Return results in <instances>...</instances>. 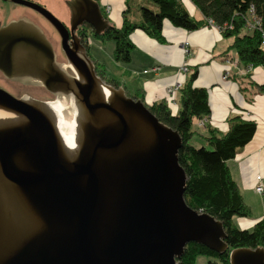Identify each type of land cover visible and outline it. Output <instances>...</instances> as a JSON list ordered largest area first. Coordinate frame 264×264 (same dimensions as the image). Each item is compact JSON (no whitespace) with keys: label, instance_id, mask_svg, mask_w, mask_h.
Masks as SVG:
<instances>
[{"label":"water","instance_id":"water-1","mask_svg":"<svg viewBox=\"0 0 264 264\" xmlns=\"http://www.w3.org/2000/svg\"><path fill=\"white\" fill-rule=\"evenodd\" d=\"M10 1L37 11L51 24L73 74L55 61L41 29L27 19L0 28V71L39 85L69 105L80 101L88 114L98 113L100 125L78 126L76 156L66 167L53 126L26 102L33 99H15L0 89V105L27 120L25 128L0 132V174L29 192L59 227L58 234L65 233V240H59L48 227L40 247L29 248L30 254L8 264H177L191 242L222 254L227 245L221 222L191 209L184 200L186 176L177 160L178 133L160 123L139 99L127 97L122 87L103 82L73 33L84 24L95 35L104 32L108 21L97 2L65 0L72 35L68 44L69 32L44 7ZM96 84L110 92L107 103H91ZM127 188L133 196L127 227H114L117 205L130 193ZM228 259L229 264H264V249H233Z\"/></svg>","mask_w":264,"mask_h":264},{"label":"trees","instance_id":"trees-1","mask_svg":"<svg viewBox=\"0 0 264 264\" xmlns=\"http://www.w3.org/2000/svg\"><path fill=\"white\" fill-rule=\"evenodd\" d=\"M150 5L138 9L140 20L130 22L123 14L119 28L108 23L100 35H92L99 40L114 42L113 60L119 63L129 61L132 44L129 35L134 30H141L148 37L163 42L162 26L168 21L172 26L186 31L202 26L216 27L223 38L230 39L229 49L234 50L242 66L264 69V49L261 40L264 33V0H190L200 14V18L191 16L182 0H146ZM128 0H125L127 4ZM104 16V10L100 7ZM128 10L125 9L124 13ZM210 23V24H208ZM88 26V25H87ZM89 27V26H88ZM95 73L107 84L118 87V83L105 78V69L94 63ZM193 71L179 89L180 108L171 113L165 100L146 104L139 91L125 94L139 99L149 112L163 125L176 131L181 139L177 151L178 164L183 169L186 181L184 200L191 209L206 213L221 222L225 232L224 242L227 249L218 254L208 248L188 243L177 264H195L198 256L207 258L206 264H229V253L237 248L264 249V216L251 229H238L232 218L248 217L249 207L243 202L237 184L231 178L227 161L232 159L254 132L255 123L241 116L228 120V129L220 134L208 131L205 137L206 147H194L191 143L193 120L210 114L207 91L193 85L196 78ZM263 88V86H259Z\"/></svg>","mask_w":264,"mask_h":264},{"label":"crops","instance_id":"crops-1","mask_svg":"<svg viewBox=\"0 0 264 264\" xmlns=\"http://www.w3.org/2000/svg\"><path fill=\"white\" fill-rule=\"evenodd\" d=\"M94 1L107 14L108 23L116 28L122 25L123 15L120 10L125 0ZM182 2L191 16L200 18L190 0ZM162 36L163 42L160 43L141 30H134L129 35L132 48L127 63L113 60V42L112 54L108 52L106 57L113 61L114 68L109 67L103 57L95 56L92 52L98 42L109 40L96 39L90 33L83 47L93 64L96 62L103 66L105 78L106 74L109 75L106 79L116 81L118 87L128 93L139 91L146 104L165 100L174 114L180 108L179 89L189 75L196 71L193 85L206 89L210 114L193 120L192 145L196 142L206 146L205 137L209 130L225 133L231 117L241 116L255 123L251 140L227 161L231 178L237 184L243 202L250 209L248 217L234 216L232 223L238 229L249 230L264 216V69L254 67L249 74L242 75L237 53L228 48L230 39L223 38L220 31L211 25L186 31L164 21ZM177 85V89L167 94V88ZM198 132L203 135L204 144L201 140L195 141L197 137L194 134ZM257 175L261 177L260 184L263 186L261 194L254 190L258 185Z\"/></svg>","mask_w":264,"mask_h":264},{"label":"bare ground","instance_id":"bare-ground-1","mask_svg":"<svg viewBox=\"0 0 264 264\" xmlns=\"http://www.w3.org/2000/svg\"><path fill=\"white\" fill-rule=\"evenodd\" d=\"M68 67L70 68V66ZM77 78L81 83L85 82L81 74H77ZM109 98L110 92L96 84L90 101L91 103L103 101L107 103ZM26 102L36 107L47 117L53 126L63 164L66 167H70L76 156L78 126L79 130L84 124L99 126L100 118L96 116L98 113L88 114L80 101L75 106L69 102L70 105L68 104L67 107V115L69 117L68 121H65L61 117L60 111L51 103L42 104L43 101H34V99H27ZM129 121L138 126V123L132 120ZM26 124L27 120L23 116L0 105V132L7 127L13 126L25 128ZM149 134L147 133L146 135L149 136ZM13 162L21 168H28L27 163H22L21 165L17 158H13ZM127 190L130 193H126L124 204L122 202L117 205L116 217L112 223L115 224L114 227H119L120 224H123V227H127L125 224H127L126 220L130 216L129 212L131 211L132 203L130 201L132 192L128 188ZM45 215L46 211L33 199L29 192L7 182L0 174V264H8L11 261L13 262V260L20 261L21 258L18 259L17 256L23 253L30 254L29 248L33 249L34 246L40 247L43 244V234L50 226L52 235L59 240H62V238L65 240V233L61 231V234H58L59 227L55 225L51 217ZM56 232L57 235H55Z\"/></svg>","mask_w":264,"mask_h":264},{"label":"rangeland","instance_id":"rangeland-1","mask_svg":"<svg viewBox=\"0 0 264 264\" xmlns=\"http://www.w3.org/2000/svg\"><path fill=\"white\" fill-rule=\"evenodd\" d=\"M38 2L43 5V7L49 11L52 15L57 16L60 19H64L67 15V11H66V5L64 0H38ZM140 6H148L151 9H154V6L150 5L146 0H128L127 4L125 3L123 5V8L120 10L121 14L126 16V19L130 22H138L140 20L139 17V12L138 9ZM125 9H127L128 11L126 13H124ZM24 11H28L26 9H23L21 7H18L17 5H11L10 3H2L0 2V20L2 23L8 21L11 19V17H16L20 14H22ZM28 15H30L31 19H33L35 22L37 23H41L42 25H44L47 28V32L49 33V38L53 41V44L56 46V53L58 55V59H59V64L63 65L67 63V59L65 58V55L63 53V51L61 50L60 47H58V39H57V35L58 33L56 32V30H52L48 24L44 21V20H39L36 17H34L33 13H27ZM104 16L107 17V14L104 13ZM59 20V19H58ZM60 21V20H59ZM48 22V21H47ZM61 22V21H60ZM49 23V22H48ZM50 24V23H49ZM51 25V24H50ZM57 34V35H56ZM60 45V44H59ZM99 46V47H98ZM98 46L95 45L92 48V52L95 56L98 57H103L106 61V64L111 67L113 66V61L110 60L109 58H107L106 56L108 55L107 53L109 52V54H112V50H113V41L109 40L106 42H98ZM111 49V50H110ZM114 68V66L112 67ZM71 69V68H70ZM72 71V70H71ZM69 74V73H68ZM73 74V72H72ZM71 75V74H69ZM109 77V75L106 74V78ZM105 82V81H103ZM106 83V82H105ZM20 89V93L25 92L29 95V96H24L21 98H15V99H22V98H31L34 100H39V101H43V102H47V103H51L53 106H55L60 112L61 117L65 120L68 121V111H67V107H68V100L59 97V96H54L53 94L48 93L43 87L39 86V85H33L30 88L24 89V88H18ZM7 93V92H6ZM8 94V93H7ZM10 95V94H9ZM127 96V95H126ZM129 97V96H127ZM193 128H195L193 126ZM195 137L194 138L195 141H202V143L204 144V137L202 134L195 133L194 134ZM191 141V140H190ZM191 143V142H190ZM201 143H194V147H201L203 145H200ZM206 147V146H203ZM207 262V258L204 256H198L196 258L195 264H206Z\"/></svg>","mask_w":264,"mask_h":264},{"label":"flooded vegetation","instance_id":"flooded-vegetation-1","mask_svg":"<svg viewBox=\"0 0 264 264\" xmlns=\"http://www.w3.org/2000/svg\"><path fill=\"white\" fill-rule=\"evenodd\" d=\"M29 2H32V3H35V4H38L40 6L43 7V5H41L38 0H27ZM0 2L2 3H10L11 5H17L18 7H21L23 9H26L28 11H24L22 14L16 16V17H11L10 20L2 23L1 20H0V28L3 27L4 25H6L7 23H9L10 21H13V20H19V19H27L29 21H31L33 24H35L36 26H38L43 35L45 36L46 40L50 43L51 47H52V50L54 52V56H55V61L56 62H59V57L56 53V46L53 44V41L49 38V33L47 32V28L42 25L41 23H37L35 22L33 19H31L30 15H28L27 13H33L34 17H36L37 19L39 20H44L48 26L54 30L52 28V26L47 22V20L41 15L39 14L37 11L29 8V7H26L24 5H20V4H16V3H13L11 2L10 0H0ZM66 11H67V15L64 19H60L58 18L57 16H55L57 19H59L61 21V23L63 24V26L67 29V31L69 32V29H70V24H69V11L66 7ZM55 31V30H54ZM74 35L75 37H77L79 39V42L81 45H84V40L86 37H88V35L91 33V29L90 27H88L86 24L82 25V26H79L77 27L75 30H74ZM57 35V34H56ZM71 33L69 32L68 34V40H67V43L68 44H71L72 42V38H71ZM57 39H58V47H60V37L59 35H57ZM61 48V47H60ZM64 66V69L66 70L67 73L71 74L72 75V71L71 69L66 65V64H63ZM32 86V84H30L28 81L26 80H14V79H11V78H8L7 76H5L1 71H0V89L7 92L8 94L12 95L13 97L15 98H21V97H24V96H29L26 91L19 94L20 92V89H17L18 88H24V89H27V88H30Z\"/></svg>","mask_w":264,"mask_h":264},{"label":"built area","instance_id":"built-area-1","mask_svg":"<svg viewBox=\"0 0 264 264\" xmlns=\"http://www.w3.org/2000/svg\"><path fill=\"white\" fill-rule=\"evenodd\" d=\"M210 24V23H208ZM185 46H186V43H185ZM261 47L264 49V33H263V36H262V40H261ZM252 70V67L250 65L248 66H242L241 68H239V71L242 75H245V74H249L250 71ZM227 74V73H226ZM225 77L223 76V79ZM178 85L175 86V87H169L167 88L166 92L167 94H171L175 89H177ZM256 180L258 182V185H256L255 187V192L261 194L263 192V186L260 184V181H261V177L259 175L256 176Z\"/></svg>","mask_w":264,"mask_h":264}]
</instances>
